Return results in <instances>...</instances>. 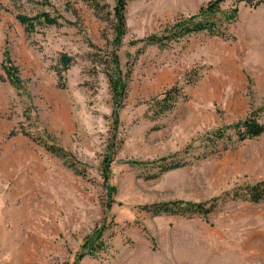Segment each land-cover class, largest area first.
I'll return each instance as SVG.
<instances>
[{
    "label": "rangeland",
    "instance_id": "1",
    "mask_svg": "<svg viewBox=\"0 0 264 264\" xmlns=\"http://www.w3.org/2000/svg\"><path fill=\"white\" fill-rule=\"evenodd\" d=\"M211 1L127 0L117 49L127 96L117 107L106 75L112 16L90 0H0V264H140L133 249L152 251V264H264V202L232 199L264 182V134L233 143L213 136L251 114L264 124V4H222L224 13L238 9L235 23H223L227 39L142 42ZM45 12L60 25L27 33L16 18ZM62 54L73 59L65 89ZM8 58L21 89L5 73ZM174 86L183 99L155 118L152 100ZM44 142L63 147L69 161ZM161 158L189 165L165 174L135 165ZM217 198L208 216L151 211ZM98 236L104 248L91 255L85 245Z\"/></svg>",
    "mask_w": 264,
    "mask_h": 264
},
{
    "label": "trees",
    "instance_id": "2",
    "mask_svg": "<svg viewBox=\"0 0 264 264\" xmlns=\"http://www.w3.org/2000/svg\"><path fill=\"white\" fill-rule=\"evenodd\" d=\"M17 1V0H13ZM103 0H90L92 8L99 14L108 13L109 17H113L114 25V40H113V50L110 54V61L107 65L106 75L109 80V83L113 92V100L117 107L121 106L123 100L126 98V89L127 82L125 81L126 75L123 74V71L120 67L119 58L117 55V49L120 47L123 37L126 34V5L127 0H113L114 7H109L107 4L102 2ZM227 0H213L206 7H202L198 13L193 16L184 17L179 19L171 29L167 30L164 36H155L152 35L142 42H145L146 45L152 46L156 45L159 47H166L170 42H176L180 39L194 34L207 33L211 37H220L227 39L226 28L223 26L231 25L236 22L238 9L235 7L232 11L224 13L221 11V6ZM236 4L244 3L248 6L258 7L264 4V0H235ZM109 9V11H108ZM222 16L219 18L218 16ZM18 22L24 27L27 33L34 32L35 28L38 25L43 26H59L60 18L51 16L49 13H41L34 17H29L27 15L19 14L17 15ZM224 27V28H223ZM59 66L57 68L58 76V87L60 89L66 88V80L64 74L72 67L73 59L66 55L62 54L59 58ZM5 73L7 74L11 84L16 89L22 88V79L19 74L18 67L11 61V58L7 59V64L4 66ZM127 80V79H126ZM184 95L181 88L174 86L171 89L165 91L160 96L152 100L153 107L155 108V118H159L172 110L175 109L178 102L183 99ZM113 119L115 127L119 125L118 122V111L113 112ZM228 131L233 132V135H230ZM264 134V124L260 121L257 114H251L244 120H241L237 123L228 126L223 130H218L213 133L215 141L226 140L229 143L233 142H244L246 140H252L259 138ZM236 139H234V138ZM211 142V145H206V148H215L217 146L216 142ZM44 147L51 154L69 161V154L66 150L55 144H48L44 142ZM206 155V154H205ZM173 157V156H172ZM174 158V157H173ZM135 165L142 167L152 166L159 169L160 174H165L189 165L184 161L172 160L168 162V158H161L147 163L135 162ZM70 168L76 173L85 177V172L80 171L75 167L74 163L70 164ZM109 169H106L104 176V181L106 187L109 180ZM233 200H242L251 202L254 204L264 202V182H261L255 186L247 187L244 189V192H235L233 195ZM218 198L214 199L208 203L202 204H192L184 202H175L167 205H157L151 207V211L154 214H166V215H180L185 217H193L194 214L208 216L211 214L217 207ZM101 237V236H100ZM98 236L95 239H90L87 241L85 248L88 253L93 255L95 252H99L104 248L103 243L98 244L100 239Z\"/></svg>",
    "mask_w": 264,
    "mask_h": 264
},
{
    "label": "crops",
    "instance_id": "3",
    "mask_svg": "<svg viewBox=\"0 0 264 264\" xmlns=\"http://www.w3.org/2000/svg\"><path fill=\"white\" fill-rule=\"evenodd\" d=\"M134 254H137V253H140V256H142L143 258L139 261L140 262V264H152L151 262H152V259H147L146 257H145V253L146 252H148L149 253V257H152V251H150V250H138V249H133V250H131ZM146 258V259H145ZM185 262V261H184ZM186 262H188V263H190V262H192V260H190V259H188V260H186ZM120 263V260H118V264ZM192 263H194V261L192 262ZM218 264V263H217ZM219 264H227V263H222L221 261H219Z\"/></svg>",
    "mask_w": 264,
    "mask_h": 264
}]
</instances>
